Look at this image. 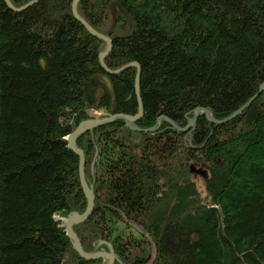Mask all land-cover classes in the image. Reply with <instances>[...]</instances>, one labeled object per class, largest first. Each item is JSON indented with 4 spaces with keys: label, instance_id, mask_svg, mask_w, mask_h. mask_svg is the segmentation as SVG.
I'll list each match as a JSON object with an SVG mask.
<instances>
[{
    "label": "trees",
    "instance_id": "obj_1",
    "mask_svg": "<svg viewBox=\"0 0 264 264\" xmlns=\"http://www.w3.org/2000/svg\"><path fill=\"white\" fill-rule=\"evenodd\" d=\"M72 1L13 12L0 0V264H105L63 233L86 208L65 138L90 119L135 116V70L103 71L106 44ZM75 12L110 41L107 70L138 64L141 104L138 130L114 120L74 140L93 199L71 228L82 252L264 264V0H79ZM252 98L222 124L199 113L186 128L197 109L218 121ZM190 164L207 173L202 192Z\"/></svg>",
    "mask_w": 264,
    "mask_h": 264
},
{
    "label": "water",
    "instance_id": "obj_2",
    "mask_svg": "<svg viewBox=\"0 0 264 264\" xmlns=\"http://www.w3.org/2000/svg\"><path fill=\"white\" fill-rule=\"evenodd\" d=\"M4 5L7 7V9L13 11V12H20L22 10H25L27 8H29L30 6L34 5L35 3H37L39 0H31L28 3L24 4L23 6L19 7V8H14L8 0H1ZM79 0H73L71 3V14L72 17L82 25V27L87 31L88 34H90L91 36H93L94 38L103 41L106 44V48L104 50V52L102 54H100L98 56V62L100 67L103 69L104 72H106L107 74H116L119 73L125 69H129V68H134L135 70V75H134V80H133V93H134V97H135V101H136V105H137V113L135 116L130 117V116H125L122 114H117V115H112L109 116L107 118H103V119H90L84 122H81L77 125V127L74 129V131L65 138V142H66V146L67 148L72 151V153L78 158V180H79V184L82 190V193L84 195V198L86 200V208L84 210V212L82 213V215L78 216V215H74L72 217H70L67 222L66 225L64 227L63 233L65 234V236L70 239L73 243L74 249L76 251V253L78 254V256L83 259V260H94V259H105L106 263L105 264H112L113 263V256L112 254H108V253H104V252H100V253H94V254H85L82 252L80 245H79V241L77 240V238L73 235L71 228L79 223H82L84 220H86L92 210L93 207V199L91 196L90 191L87 189L84 179H83V155L82 153L75 148L74 146V140L75 138L80 135L82 132L87 131L89 129H92L94 127L106 124V123H110L114 120H121L123 121V123L125 124V126L131 130H138L133 123L141 116V104H140V99H139V93H138V84H139V66L137 63L135 62H131L128 63L127 65L121 67L118 70L115 71H109L107 70V68H105L104 64L102 63V59L107 55V53L110 50V41L97 34L95 31H93L82 19H80L76 12H75V5ZM113 5H111L112 7ZM260 91H264V85L260 88ZM253 100L250 99L248 102H246L243 106H241L239 109H237L234 113H232L230 116L222 119V120H214L211 115L203 109H197L193 112L192 114V118L191 120L187 123L186 128L192 126L194 124L195 119L197 118V116L199 115V113H202L205 117V119L210 122V123H214V124H222L230 119H232L233 117H235L236 115L240 114ZM171 124V123H170Z\"/></svg>",
    "mask_w": 264,
    "mask_h": 264
},
{
    "label": "rangeland",
    "instance_id": "obj_3",
    "mask_svg": "<svg viewBox=\"0 0 264 264\" xmlns=\"http://www.w3.org/2000/svg\"><path fill=\"white\" fill-rule=\"evenodd\" d=\"M190 179L195 183L199 192H202V181L207 177V173L204 169L198 164H190ZM67 222V221H66ZM66 225V223H65ZM103 262L106 263V260L103 259Z\"/></svg>",
    "mask_w": 264,
    "mask_h": 264
}]
</instances>
